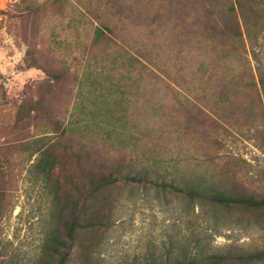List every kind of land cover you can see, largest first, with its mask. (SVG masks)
Listing matches in <instances>:
<instances>
[{"label":"rangeland","instance_id":"1","mask_svg":"<svg viewBox=\"0 0 264 264\" xmlns=\"http://www.w3.org/2000/svg\"><path fill=\"white\" fill-rule=\"evenodd\" d=\"M259 68L263 0H0V128L44 97L25 127L0 136L16 164L0 264H55L53 200L29 171L41 155L26 162L53 140L150 179L120 180L92 264L157 263L195 238L212 252L261 247L264 225L201 211L155 182L222 171L234 183L232 170L239 186L264 187V95L248 85Z\"/></svg>","mask_w":264,"mask_h":264},{"label":"trees","instance_id":"2","mask_svg":"<svg viewBox=\"0 0 264 264\" xmlns=\"http://www.w3.org/2000/svg\"><path fill=\"white\" fill-rule=\"evenodd\" d=\"M25 61L29 67L40 65L32 50L27 51ZM250 76L248 85L257 88L259 84L258 91L264 95V70L258 69V83L253 73ZM43 98L32 104L21 103L15 110L14 122L0 128V136L6 138L8 133L19 132L25 127L35 112H40ZM7 149L6 145L0 146V222L7 211L16 179L15 159ZM37 153L41 155L40 159L29 164ZM26 162L35 180L43 179L46 183L53 200V218L57 225L50 250L55 264H92V253L110 225V210L120 180L141 183L150 180L147 173L122 178L115 171L87 161L54 140L32 147ZM230 174L234 183L221 180L220 176L227 175L222 171H219L216 181L201 176L181 182L165 179L155 182L162 190L184 198L201 211L212 208L229 215L239 212L249 221L264 225V187L252 189L243 184L239 186L237 173L231 170ZM260 238L264 245V229ZM192 245L181 250L176 257H171L169 253L163 261L151 264H264L263 245L248 249L230 247L219 252L205 249L199 238H195Z\"/></svg>","mask_w":264,"mask_h":264}]
</instances>
